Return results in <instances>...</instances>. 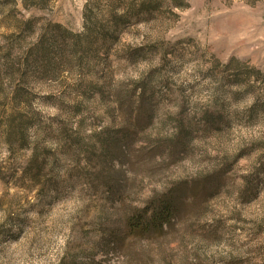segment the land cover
<instances>
[{
  "label": "rangeland",
  "instance_id": "rangeland-1",
  "mask_svg": "<svg viewBox=\"0 0 264 264\" xmlns=\"http://www.w3.org/2000/svg\"><path fill=\"white\" fill-rule=\"evenodd\" d=\"M0 264H264V0H0Z\"/></svg>",
  "mask_w": 264,
  "mask_h": 264
},
{
  "label": "trees",
  "instance_id": "trees-1",
  "mask_svg": "<svg viewBox=\"0 0 264 264\" xmlns=\"http://www.w3.org/2000/svg\"><path fill=\"white\" fill-rule=\"evenodd\" d=\"M110 7H113V5H110ZM94 8H96V3L95 4H90L88 3L85 6V10H84V19H85V28H86V32L83 35L85 38L84 40H88L90 33V24L92 25V23L94 22V13L93 11ZM147 11H150L148 8H146ZM111 21L114 19L111 16ZM98 24H100V22H98ZM118 24L117 19L115 18V22L113 24L114 27H116ZM89 25V26H88ZM81 38H83L82 36L75 38L76 40H80ZM82 40V39H81ZM51 47L54 48H59V47H55V45H51ZM79 47V43L77 41H75V43L73 44L72 48H77ZM62 49V48H61ZM56 51H62L57 49ZM135 89H138L137 86ZM134 89V91H135ZM122 101V100H121ZM120 101V99H115V102L121 107L123 105V103ZM122 113V112H121ZM152 112H143L141 114L145 115L146 117H148V121L150 119H152ZM143 117V116H142ZM179 134H182L181 137L184 138L185 135H187V132L181 131L179 132ZM185 134V135H184ZM125 139H128L127 136H125ZM182 141V140H181ZM105 144L107 146V143L104 142L101 143L102 148L104 149ZM181 145V142H179L178 146ZM104 146V147H103ZM183 146V145H182ZM105 151L107 149H104ZM37 156L33 157V159H35L34 162L37 161ZM41 166H37V168H40ZM38 173V170H37ZM34 175H30V178L35 180ZM37 177L39 179V175L37 174ZM177 202L169 197V198H160L159 200L156 199H151L148 203H146V205L144 206V208L141 211H137L135 212V214L133 215V217L131 219L128 220L127 223V230L130 231V233L132 235L138 236L139 238H142L144 235L148 234L151 230H158L159 232H163V228L164 227H168L171 225V221L173 216L176 214L177 210ZM123 239L120 238L119 239V244H122L121 241Z\"/></svg>",
  "mask_w": 264,
  "mask_h": 264
}]
</instances>
